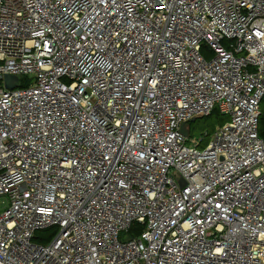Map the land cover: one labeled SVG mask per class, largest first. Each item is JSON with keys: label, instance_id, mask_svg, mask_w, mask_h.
I'll return each mask as SVG.
<instances>
[{"label": "built area", "instance_id": "obj_1", "mask_svg": "<svg viewBox=\"0 0 264 264\" xmlns=\"http://www.w3.org/2000/svg\"><path fill=\"white\" fill-rule=\"evenodd\" d=\"M263 100L264 0H0V264H264Z\"/></svg>", "mask_w": 264, "mask_h": 264}, {"label": "rangeland", "instance_id": "obj_2", "mask_svg": "<svg viewBox=\"0 0 264 264\" xmlns=\"http://www.w3.org/2000/svg\"><path fill=\"white\" fill-rule=\"evenodd\" d=\"M225 121H227V116L222 115L217 110H215L209 116L197 117L194 122H188L187 126L189 130V135L192 137L200 138L203 135L207 134V132H209L212 127L216 126L217 124H222ZM6 204V198L0 197V210L4 208ZM50 234L51 230H43L39 231L36 235L40 237L44 236L46 238H49Z\"/></svg>", "mask_w": 264, "mask_h": 264}, {"label": "water", "instance_id": "obj_3", "mask_svg": "<svg viewBox=\"0 0 264 264\" xmlns=\"http://www.w3.org/2000/svg\"><path fill=\"white\" fill-rule=\"evenodd\" d=\"M3 83H4V87L6 89H13L15 87L20 86V77L14 76V75H5L4 78H3ZM199 117H203V116H199ZM196 118L197 117L192 118L190 120V122H194ZM179 131L184 136H187L188 135V128L184 124H181L180 125Z\"/></svg>", "mask_w": 264, "mask_h": 264}, {"label": "trees", "instance_id": "obj_4", "mask_svg": "<svg viewBox=\"0 0 264 264\" xmlns=\"http://www.w3.org/2000/svg\"><path fill=\"white\" fill-rule=\"evenodd\" d=\"M263 106V107H262ZM261 108H263L262 110H264V100L261 102ZM212 114V113H211ZM211 114H209V115H211ZM208 115V116H209ZM224 123V122H223ZM217 125H221V124H217ZM259 125H260V134L262 135V136H264V118H259ZM214 128H215V126L214 127H212L211 128V130L209 131V132H207V134H205V135H210L213 131H214ZM213 130V131H212ZM211 132V133H210ZM210 133V134H209Z\"/></svg>", "mask_w": 264, "mask_h": 264}]
</instances>
